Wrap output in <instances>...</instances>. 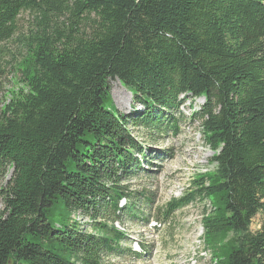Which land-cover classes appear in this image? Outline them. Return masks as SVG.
I'll return each instance as SVG.
<instances>
[{
	"label": "trees",
	"instance_id": "trees-1",
	"mask_svg": "<svg viewBox=\"0 0 264 264\" xmlns=\"http://www.w3.org/2000/svg\"><path fill=\"white\" fill-rule=\"evenodd\" d=\"M26 10L40 20L17 63L23 88L0 112V171L11 170L0 189V264L135 255L114 226L145 216L120 185L150 157L130 127L177 135L183 98H203L191 119L215 168L161 219L206 200L212 261L264 264V0H0V42ZM112 79L141 107L120 113Z\"/></svg>",
	"mask_w": 264,
	"mask_h": 264
},
{
	"label": "rangeland",
	"instance_id": "rangeland-1",
	"mask_svg": "<svg viewBox=\"0 0 264 264\" xmlns=\"http://www.w3.org/2000/svg\"><path fill=\"white\" fill-rule=\"evenodd\" d=\"M64 1L70 4L72 0ZM39 20V13L23 11L16 20L14 35L0 42V112L12 93L23 88V77L17 63L25 53V38L35 30ZM61 22L68 23L66 14L60 15L58 23ZM110 88L112 102L120 113L127 114L131 108L138 106L118 79L110 80ZM182 100L180 112L176 113L183 116L180 117L177 135L171 131L156 133L130 127L133 134L150 149V157L147 162L141 163V171L123 180L120 185L136 196L137 206L145 216L142 222L126 217L120 220L128 235L124 245L134 251L140 249L143 254L142 258L128 255L113 258L110 264H215L202 241L200 214L203 206L209 207L208 201H196L175 211L169 219H161L169 200L191 190L198 174L215 168L210 162L213 153L205 143L201 126L191 119L192 112L199 109L203 98ZM10 171H0V189L9 178ZM257 227L256 217L251 228L254 230Z\"/></svg>",
	"mask_w": 264,
	"mask_h": 264
},
{
	"label": "bare ground",
	"instance_id": "bare-ground-1",
	"mask_svg": "<svg viewBox=\"0 0 264 264\" xmlns=\"http://www.w3.org/2000/svg\"><path fill=\"white\" fill-rule=\"evenodd\" d=\"M125 91V90H124ZM126 93H128V92H126Z\"/></svg>",
	"mask_w": 264,
	"mask_h": 264
}]
</instances>
